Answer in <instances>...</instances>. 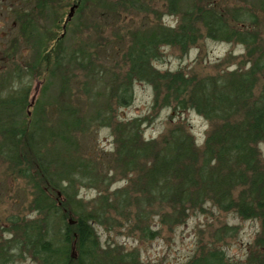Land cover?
Listing matches in <instances>:
<instances>
[{"label":"rangeland","instance_id":"rangeland-1","mask_svg":"<svg viewBox=\"0 0 264 264\" xmlns=\"http://www.w3.org/2000/svg\"><path fill=\"white\" fill-rule=\"evenodd\" d=\"M114 1L0 0V264L38 263L28 241L31 229L58 243L61 224L57 215H48L46 205H60L66 193L92 213L93 231L104 247L135 250L145 264H188L210 249L223 252L228 262L247 263L261 250L256 244L259 219H242L207 201L182 222L162 225L155 215V186L151 199L141 174L152 157L144 161L135 156L141 164L127 167L116 159V129L137 144L155 141L167 128L182 124L201 147L209 123L192 109L173 110L158 99L152 81L135 71L128 79L138 38L155 37V22L175 27L187 0H180L175 12H169L166 0H139L148 10L127 13L122 7L113 11ZM208 1L223 11L233 5V11L241 6L256 15L264 40V0ZM39 46L52 51L45 60ZM245 51L242 42L203 35L186 52L160 45L155 60L154 45L148 72L181 70L190 77L232 69L237 63L247 67L257 53L247 61ZM126 92L129 101L123 102ZM8 123L37 134V149L28 148V154L38 152L44 163L59 158V163L46 165L61 170L59 187L44 189L42 195L32 188L33 182L44 183L28 179L39 175L34 161V175L19 176L3 146ZM257 148L264 158V141ZM64 185L71 188L62 191Z\"/></svg>","mask_w":264,"mask_h":264},{"label":"trees","instance_id":"trees-1","mask_svg":"<svg viewBox=\"0 0 264 264\" xmlns=\"http://www.w3.org/2000/svg\"><path fill=\"white\" fill-rule=\"evenodd\" d=\"M179 1L166 0L169 12L177 11ZM204 1L208 0H187L189 6L181 12L175 27L155 22V37L143 41L137 36V55L131 59L128 72L129 80L135 71L139 78L152 81L158 99H163L173 110L192 109L201 115L209 123L202 146L195 145L189 129L182 124L167 128L155 141L141 140L137 144L132 139H123L116 129V159L127 167L141 164L136 162L135 156L144 161L152 157L141 174L151 199L155 186V215H159L162 225L173 226L182 222L188 212L202 210L207 201L219 210L236 213L242 219H259L261 231L256 244L261 250L256 256L251 254L245 264H264V158L259 156L257 148V144L264 141L263 32L257 27L260 19L241 6L233 11L232 5L223 11L215 2ZM141 4L139 0H115L112 8L115 12L119 7L125 13L134 9L146 12L148 5ZM23 15L27 16V13L23 12ZM203 35L242 42L249 57L247 61H251L255 53L257 57L247 67L237 63L232 69H221L203 76L189 77L181 70L148 72L152 46L155 45L156 60L160 45H171L186 52ZM38 52L45 60L52 51L39 46ZM121 100L128 102L129 93L121 95ZM4 132L3 146L8 149V158L14 160L19 176L34 175L30 167L34 161L39 175L28 179H39L44 183L41 186L33 182L32 188L42 195L44 189L59 187L57 181L61 182L58 175L61 170L56 172L46 167L54 161L59 163V158L52 156L46 160L48 163H44L39 160L42 158L38 152L34 157L28 154V148L37 149L34 147L40 140L37 134L14 124L5 127ZM19 145L23 148L20 149ZM68 168L62 172L64 176L68 175ZM62 188V191H68L71 186ZM69 195L66 193V201L60 205L58 201L46 205L48 215H57L56 220L61 224L58 243L44 239L41 231L31 229L28 241L38 259L37 264H145L135 250L126 251L118 245L104 247L93 231L92 213L80 204H74ZM188 264L235 263L228 262L223 252L210 249L194 256Z\"/></svg>","mask_w":264,"mask_h":264}]
</instances>
